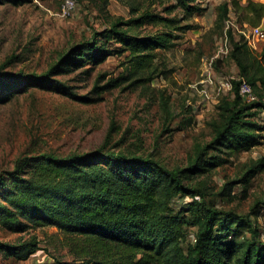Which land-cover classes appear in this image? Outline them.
<instances>
[{"label":"trees","instance_id":"trees-1","mask_svg":"<svg viewBox=\"0 0 264 264\" xmlns=\"http://www.w3.org/2000/svg\"><path fill=\"white\" fill-rule=\"evenodd\" d=\"M24 1L28 0L0 3ZM101 1L102 9L110 2ZM119 1L129 8L130 18L111 19L96 34L118 45L116 50L100 46L93 37L60 55L43 73L2 75L0 102L38 88L91 103L98 99L82 96L58 76L89 63L102 64L114 54L124 58V75L95 84V93L118 87L121 79L131 80L133 86L152 83L165 73L160 54L175 47V32L192 29L189 21L208 0ZM147 1L152 3L146 5ZM156 4L163 10L154 9ZM233 10L247 13L242 19L236 16L239 24L258 26L264 19V2L229 0L219 6L218 22L226 23ZM149 26L160 29L149 32ZM228 35L231 49L225 58L237 67V77L247 81L256 99L245 101L240 82L233 80L232 94L223 96L216 106L217 118L210 123L212 139L196 147L185 167L168 168L152 156L104 148L60 158L42 153L32 162L19 159L13 170L0 173V225L15 233L55 227L70 239L78 264H264V242L251 220L263 202L242 215L207 200L210 195L233 198L238 184L248 190L251 180L264 172V157L245 164L240 176L226 181L219 192H213L204 180L196 181L211 176L236 153L260 145L264 135V124L257 119L264 112V48L257 53L231 30ZM99 78L105 81L107 75ZM185 197L191 202L176 210L174 201ZM191 227L196 229L194 243L185 247ZM39 249L37 237L20 244L0 242L4 256L19 260Z\"/></svg>","mask_w":264,"mask_h":264},{"label":"rangeland","instance_id":"rangeland-1","mask_svg":"<svg viewBox=\"0 0 264 264\" xmlns=\"http://www.w3.org/2000/svg\"><path fill=\"white\" fill-rule=\"evenodd\" d=\"M226 1L229 0L203 2V11L188 23L192 29L175 32V47L160 54L159 63L165 73L152 83L133 86L131 80L121 79L118 87L95 93V84L101 86L124 75V58L114 54L102 64L89 63L58 76L82 96L98 99L91 103L38 88L0 102V173L13 170L19 159L32 162L42 153L60 158L100 148L152 156L168 168L185 167L196 147L212 139L210 123L217 118L216 106L223 96L232 94V81L238 76L237 67L229 59L213 61L224 45L225 23L218 22V18L219 6ZM64 2L0 3V76L43 73L58 62L60 55L93 37L100 46L118 48L96 34L102 33L111 19L130 18L125 4L110 0L102 9L101 0H75L74 14L62 18L59 13ZM241 2L244 4L246 0ZM153 8L163 10L164 6L156 4ZM230 15L236 20L237 15L242 19L247 13L233 10ZM159 29L149 26L147 31ZM260 48H264V42ZM102 75H107L105 81L99 78ZM257 119L264 124V112ZM262 157L264 135L260 145L236 153L211 176L196 181L204 180L213 192H219L226 181L240 176L245 164ZM207 200L242 215L250 214L254 205L262 201L258 214L251 215V220L260 229L264 242V172L251 180L248 190L236 185L233 198L210 195ZM190 202L185 197L175 200L173 205L180 210ZM195 231L192 227L187 230L185 247L194 243ZM33 237L39 241V251L26 260L6 257L0 252V264L79 263L70 239L55 227L15 233L0 225V242L20 244Z\"/></svg>","mask_w":264,"mask_h":264},{"label":"built area","instance_id":"built-area-1","mask_svg":"<svg viewBox=\"0 0 264 264\" xmlns=\"http://www.w3.org/2000/svg\"><path fill=\"white\" fill-rule=\"evenodd\" d=\"M77 8V4L75 0H65L62 4L61 11L59 16L62 18H66L72 16ZM225 35H224V45L219 50L218 54L213 58V61L217 59H224L228 56L231 49V42L228 35V31L231 30L233 34L238 39H243L251 49L254 51L260 50V43L264 42V27L261 25L258 26H250L248 24H239L235 19H227L225 21ZM233 80H237L240 82L239 91L240 95L247 102L254 101L256 98L253 95L251 86L247 83L246 80L240 78H234ZM231 82L227 84L228 88H231Z\"/></svg>","mask_w":264,"mask_h":264},{"label":"crops","instance_id":"crops-1","mask_svg":"<svg viewBox=\"0 0 264 264\" xmlns=\"http://www.w3.org/2000/svg\"><path fill=\"white\" fill-rule=\"evenodd\" d=\"M259 2H264V0H258ZM261 26H263L264 27V19L262 20V22H261V24H260ZM262 50H263V48H260V52H262Z\"/></svg>","mask_w":264,"mask_h":264}]
</instances>
